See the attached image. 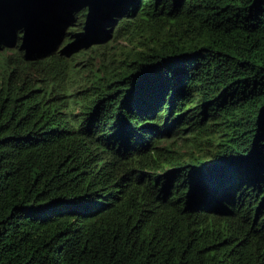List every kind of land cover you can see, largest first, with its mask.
Listing matches in <instances>:
<instances>
[{
    "label": "trees",
    "instance_id": "16d2710c",
    "mask_svg": "<svg viewBox=\"0 0 264 264\" xmlns=\"http://www.w3.org/2000/svg\"><path fill=\"white\" fill-rule=\"evenodd\" d=\"M0 264H264V0H0Z\"/></svg>",
    "mask_w": 264,
    "mask_h": 264
},
{
    "label": "rangeland",
    "instance_id": "374dc122",
    "mask_svg": "<svg viewBox=\"0 0 264 264\" xmlns=\"http://www.w3.org/2000/svg\"><path fill=\"white\" fill-rule=\"evenodd\" d=\"M67 28L69 27L67 26ZM65 31L68 30L65 29ZM125 43L124 39H113L112 37H108L103 41H91L81 49L83 52L73 60L74 63L71 67L96 69L98 65L101 66L103 63L109 66L119 63L118 60L123 58L122 51L125 48Z\"/></svg>",
    "mask_w": 264,
    "mask_h": 264
},
{
    "label": "flooded vegetation",
    "instance_id": "af4514ba",
    "mask_svg": "<svg viewBox=\"0 0 264 264\" xmlns=\"http://www.w3.org/2000/svg\"><path fill=\"white\" fill-rule=\"evenodd\" d=\"M73 23H74V24H75V23H78V20H74ZM187 107H190V105H186V106H184L185 109H186Z\"/></svg>",
    "mask_w": 264,
    "mask_h": 264
}]
</instances>
